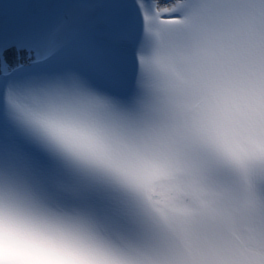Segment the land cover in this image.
<instances>
[{
    "label": "snow or ice",
    "instance_id": "1",
    "mask_svg": "<svg viewBox=\"0 0 264 264\" xmlns=\"http://www.w3.org/2000/svg\"><path fill=\"white\" fill-rule=\"evenodd\" d=\"M0 264H264V0H0Z\"/></svg>",
    "mask_w": 264,
    "mask_h": 264
}]
</instances>
